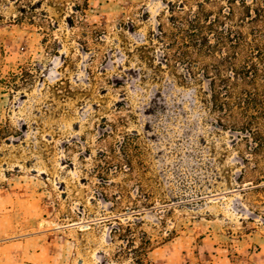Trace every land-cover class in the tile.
I'll list each match as a JSON object with an SVG mask.
<instances>
[{"label":"rangeland","instance_id":"rangeland-1","mask_svg":"<svg viewBox=\"0 0 264 264\" xmlns=\"http://www.w3.org/2000/svg\"><path fill=\"white\" fill-rule=\"evenodd\" d=\"M242 1L0 0V264H136L116 219L151 264H264V109L257 138L225 126L139 50L165 64L160 29L202 8L264 51Z\"/></svg>","mask_w":264,"mask_h":264},{"label":"trees","instance_id":"trees-1","mask_svg":"<svg viewBox=\"0 0 264 264\" xmlns=\"http://www.w3.org/2000/svg\"><path fill=\"white\" fill-rule=\"evenodd\" d=\"M242 2L246 5V1ZM86 5L88 6L87 1ZM80 7V4L76 6L79 12L82 10ZM172 22L169 32L160 29L165 64H155L154 55L146 56L150 51L146 48L152 49L151 47L140 48L143 52L141 56L147 57L158 72L164 71V66H167L184 83L206 79L208 88L202 91L205 95L202 101L222 113V118L225 119L223 125L249 131L257 138L260 130L254 128L252 118L264 109V90L259 88V79L264 83V51L258 34L254 32L252 38H249L239 30L230 28L223 31L221 25L224 22L220 16L214 17L211 12L202 8L183 16H174ZM151 51L154 54V49ZM195 65L198 66L197 69ZM179 67L187 70L189 78L177 72ZM20 69L3 79L5 84L13 83L17 87L18 80L23 79L19 75H32L25 68ZM251 109L255 112L251 113ZM127 223L116 219L114 232L119 239L127 242L128 252L133 253L136 264H151L143 259V255L151 247V239L145 231L138 228L134 233L135 227L132 224L138 225L139 222ZM137 238L140 243L133 247Z\"/></svg>","mask_w":264,"mask_h":264}]
</instances>
